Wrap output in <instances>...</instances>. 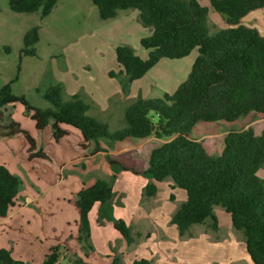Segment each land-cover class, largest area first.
Masks as SVG:
<instances>
[{"label":"trees","instance_id":"trees-1","mask_svg":"<svg viewBox=\"0 0 264 264\" xmlns=\"http://www.w3.org/2000/svg\"><path fill=\"white\" fill-rule=\"evenodd\" d=\"M59 0H9V8L20 14L51 15ZM101 20L115 19L120 11L137 10L139 21L151 34L140 40L148 51L146 59L130 46L116 49L120 71L109 73L118 78L127 96L131 84L141 80L163 59L181 60L194 51L198 55L189 77L173 94L162 99L139 96L124 112L126 127L112 132L109 125L90 116L91 105L80 94L64 100V87L51 86L44 98L51 107L32 106L25 96H17L13 85L20 79L24 57H37L40 27L35 26L24 36L17 75L0 87V140L21 138L22 156L30 163L44 165L54 172L59 169L52 156V147L64 144L89 157L107 152L100 142L112 143L129 138L147 139L152 136L166 142L154 149L149 167L143 173L153 182L145 188L147 197L157 194V183L172 179L173 188L183 190L186 201L176 211L172 223L185 235L193 226L212 221L218 229L215 209H224L232 226L241 231L252 264H264V180L258 176L264 166V132L232 130L224 138L220 155H209L203 144L191 137L199 122H236L250 115L264 117V36L256 29L242 24L249 13L264 8V0H210V7L226 22V27L211 34L208 27L210 8L199 0H92ZM1 12V7H0ZM9 51V48H7ZM21 104L31 113L38 137L34 138L13 120L5 122L8 106ZM69 126L80 137L65 130ZM94 144V148H92ZM113 171H129L128 167L107 157ZM133 171V170H132ZM134 172V171H133ZM22 189L21 179L6 166H0V218H6L15 208ZM114 189L106 180L85 186L71 200L79 212L78 242L86 256L94 251L91 243L89 215L96 204H106L114 197ZM127 244L134 238L124 220L114 223ZM63 248L53 247L42 264H60ZM71 264H92L81 257ZM0 264H26L15 259L10 250L0 244ZM113 264H120L114 258ZM132 264H151L135 260Z\"/></svg>","mask_w":264,"mask_h":264},{"label":"crops","instance_id":"crops-1","mask_svg":"<svg viewBox=\"0 0 264 264\" xmlns=\"http://www.w3.org/2000/svg\"><path fill=\"white\" fill-rule=\"evenodd\" d=\"M199 1L204 6L209 7L210 12L213 10L210 7V0H205L203 3L201 0ZM120 12L113 20H118ZM215 14L218 13L215 12ZM125 18L126 23L135 18L139 21V14L126 15ZM211 21L217 27L221 22L224 26L226 25L225 20L219 14L218 17L217 15L214 16ZM242 24L256 28L264 36V8L249 13L242 19ZM115 25L116 23L113 24V26ZM147 33L150 35L151 29H147ZM128 37L131 39V36L128 35ZM137 39L140 42L142 38ZM196 57L197 55L194 57L193 64ZM76 81L78 83L68 87L61 84L64 87L63 97L69 100L73 95H82L91 105L90 116L99 121H102L103 115L113 118L115 112L113 111L114 98L121 104L118 114L122 117L126 107L135 101L139 95L135 96L130 93L126 97L122 89H115L113 92V84L102 87L90 75L84 79V82L81 79L72 80V82ZM80 81L82 84H79ZM10 107L8 106L5 111V120ZM253 117H250L251 119L244 124L242 129L251 127L255 134L260 136L264 132V117L258 116L257 119ZM257 126H260V134H257ZM63 128L80 137L79 132L72 127L63 126ZM22 129L29 132L34 138L38 137L36 126L35 129ZM11 139L13 138L1 141L5 142ZM196 140L202 143L201 138ZM165 142V140L157 139L154 136L147 139L129 138L121 142L108 143V145L101 141V147L107 152L102 151L89 157H83L77 154L71 145L66 143L58 147L52 139H49L47 143L52 147L51 153L55 165L59 169L58 172H54L41 164L34 166L35 164L28 162L22 156L28 166L35 170L42 168L43 172L48 174L51 186L54 187L53 191L62 188L56 196L57 199L53 197V200L60 202L61 200L58 199H62V203L73 206L78 215L75 214L71 218L64 210L51 213L40 211L39 214L28 210L27 208L31 205L39 204L44 196L43 189L32 180V187L38 189L41 195L26 190L19 194L16 206L9 215L6 218H0L1 247L10 250L15 259L22 260L26 264H42L53 247L63 248L60 264H71L70 260L76 256L92 264H113L114 258L119 259L120 264H123L124 258V264H132L135 260L141 259L148 260L151 264H251L244 235L232 226L230 215L224 209L220 207L215 209L218 220V229L213 230L217 234L215 238L207 233L194 236L192 229L198 225L193 226L185 235H181L177 226L172 223V218L186 201V193L178 188H173L174 183L169 178L156 184V196L150 198L145 195L146 186L153 180L143 173L149 167L152 151ZM19 145H21L22 154L24 141L22 140ZM94 146L92 144V148ZM108 156L131 170L113 171L107 160ZM262 168L259 170L258 176L264 180L260 176ZM101 171H106L107 176H101ZM100 179L111 183L115 194L111 201L106 204H96L90 212L91 243L94 251L86 256L78 242L79 212L71 200L82 188L90 186ZM119 181L125 182L128 187L120 189ZM130 184L138 185L137 194ZM162 190H164L163 194L161 193ZM131 195L132 198H130ZM130 199L135 202V210L128 213L124 210L120 214L118 209H125L127 207L126 201L128 202ZM118 220H124L130 227L134 238L131 245L127 244L115 229L114 223ZM208 222L212 224V221ZM239 233L241 237H239Z\"/></svg>","mask_w":264,"mask_h":264},{"label":"rangeland","instance_id":"rangeland-1","mask_svg":"<svg viewBox=\"0 0 264 264\" xmlns=\"http://www.w3.org/2000/svg\"><path fill=\"white\" fill-rule=\"evenodd\" d=\"M201 1L203 3L205 0ZM0 7V87L13 80L17 75L20 51L24 45L23 40L26 32L35 26L41 27L40 42L36 45L38 56L23 58L20 79L13 85L14 94L25 96L28 102L36 108L46 109L52 106L44 98L45 92L51 86L62 84L68 87L78 83V81L72 82V80L81 79L84 82V79L89 75L96 79L102 87L113 84V92L115 89H122L118 78L109 77L111 71L115 73L120 71L116 62V49L119 46L132 47L142 59H146L148 56V51L141 47L137 38L148 37L147 29L149 28H144L136 18L133 21L130 20L129 24L125 21L126 15H138L137 10L121 11L119 21L113 19L105 21L99 18L98 10L92 0H59L51 15L44 19L41 18L40 13L13 12L9 8V0H0ZM216 15L218 17V14H215L213 10L209 13L208 27L211 34L226 27L223 22L218 23V27L213 24L211 19ZM114 23H116L115 26H113ZM128 35L131 36V39ZM195 55H198L197 51L182 60H161L145 77L131 84L130 93L135 96L139 94L138 97L141 96L144 99H162L165 94H173L189 77ZM88 72L89 75H87ZM81 81L79 84H82ZM91 81L93 82V80ZM130 93L127 96L124 95L128 97ZM64 99L68 100L65 97ZM113 107V111H115L113 118L103 115L102 118H104L101 120L109 125L112 132H115L125 128L126 123L124 116L121 117L118 114L121 104L117 102L116 98L113 99ZM252 116L232 123L199 122L191 137L193 139L201 138L209 155H219L224 149V138L227 133L232 130H241ZM8 120L17 122L22 128L35 129L31 113L26 111V108L21 104L10 107L5 122L7 123ZM1 125L0 132H2ZM259 130L260 126H257V134H260ZM102 141L105 145L112 143L107 139ZM21 142L22 139L17 138L5 142L0 140V166H6L12 174L21 179L20 194L28 190L34 191L36 195H41L38 189L32 187V180L43 189V200L27 209L38 214L40 211L51 213L64 210L71 218L75 214L78 215L75 208L63 204L62 199H58L61 200L60 202L53 200V197L56 198L62 188L53 191L54 187L51 186L48 174L43 172L42 168H37L36 171L26 164L22 159L21 145H19ZM262 169L260 176L264 178V168ZM100 174L103 177L107 176L106 171H101ZM118 185L120 189L128 187L125 182L121 181ZM130 186L136 190L135 194H137L138 185L130 184ZM161 193L163 194L164 190ZM126 204L125 209H118L120 214L124 210L127 213L135 210V202L132 199L126 201ZM213 230L211 222H207L204 225L195 226L192 229V234L197 237L207 233L215 238L217 234ZM238 235L241 237L240 233ZM220 236L222 235L220 234ZM97 244L100 245L99 242Z\"/></svg>","mask_w":264,"mask_h":264}]
</instances>
